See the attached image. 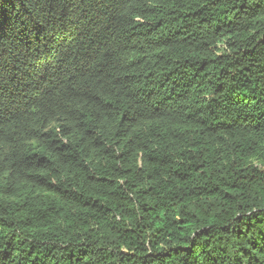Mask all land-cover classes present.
Segmentation results:
<instances>
[{
    "label": "trees",
    "instance_id": "1",
    "mask_svg": "<svg viewBox=\"0 0 264 264\" xmlns=\"http://www.w3.org/2000/svg\"><path fill=\"white\" fill-rule=\"evenodd\" d=\"M0 264H264V0H0Z\"/></svg>",
    "mask_w": 264,
    "mask_h": 264
}]
</instances>
